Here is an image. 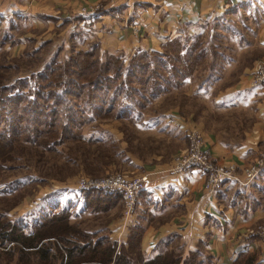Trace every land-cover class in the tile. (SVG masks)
Instances as JSON below:
<instances>
[{"label": "crops", "instance_id": "obj_1", "mask_svg": "<svg viewBox=\"0 0 264 264\" xmlns=\"http://www.w3.org/2000/svg\"><path fill=\"white\" fill-rule=\"evenodd\" d=\"M97 3L98 0H0L1 17L17 15L23 19L16 34L19 43L5 50H38L48 43L51 50L57 45L56 52L61 48L67 56L72 47L83 50L96 45L100 55L129 59L141 50L161 52L164 43L177 38L186 28L190 32L236 10L251 18L260 51L257 59L264 58V0H115L101 4L99 12H92ZM248 72L246 68L242 76L248 77ZM200 93L206 111L218 115L220 121L231 118L228 124L218 123L216 130L203 129L192 114H181L176 109L158 111L150 117L143 114L142 124L146 130L161 135L169 129L176 130V134H182L184 146L186 131L196 126L204 148L211 151L217 163L231 161L238 170L253 163L257 154L264 152V88H248L242 80L214 95ZM245 118L250 120L246 122ZM132 158L130 165L143 171L140 173L153 172L136 198L135 215L126 230L135 225L143 229L140 247L145 256L153 257L161 241L175 236V242L186 252H204L213 264H233L240 254L241 261L264 262V243L242 237L264 222V172L247 186L224 181L219 190H205V177L198 171L173 175L165 165L156 167L161 157L155 153L150 163ZM116 209L108 214H114ZM121 211L122 207L118 220L110 224L115 227L109 235L112 241L116 239ZM126 240L127 232L120 245Z\"/></svg>", "mask_w": 264, "mask_h": 264}, {"label": "trees", "instance_id": "obj_2", "mask_svg": "<svg viewBox=\"0 0 264 264\" xmlns=\"http://www.w3.org/2000/svg\"><path fill=\"white\" fill-rule=\"evenodd\" d=\"M235 11L230 10L216 19L213 27L224 32L225 17ZM22 20L17 15L0 16V49L19 43L16 34ZM202 36L189 37L183 32L164 43L161 52L141 50L129 59L100 55L96 45L87 51L72 49L62 58L59 48L61 50H57L41 71L14 82L9 75L12 67L0 66V153L19 140L49 148L68 141H81L84 127L96 120L140 122L146 108L158 98L180 89L188 80L198 81L199 91L206 88L219 80L229 60L216 50L219 49L213 44L216 37L205 42ZM3 161L5 158H0V163ZM80 194L83 206L78 215L86 212L101 215L122 205L121 195L116 192L102 190ZM58 196L55 191L44 197L37 214H29L26 219L10 221L0 216V254L6 250L17 252L19 246L28 252H37L42 240L41 230L71 228L73 212L69 207L60 206ZM105 231L99 235L98 231L89 234L78 230L74 238L62 236L59 248L49 240L52 244L44 252V263L213 264L212 258L204 252H186L175 242V236L161 241L157 254L148 258L140 247L143 235L140 226L131 227L126 245L120 246L110 241ZM45 240L44 244L48 242ZM48 253L53 254L47 258ZM242 256L240 254L233 264H264L241 261Z\"/></svg>", "mask_w": 264, "mask_h": 264}, {"label": "rangeland", "instance_id": "obj_3", "mask_svg": "<svg viewBox=\"0 0 264 264\" xmlns=\"http://www.w3.org/2000/svg\"><path fill=\"white\" fill-rule=\"evenodd\" d=\"M105 2L107 1L98 0L97 4L101 6ZM225 18L223 21L224 32L222 29L213 27L216 20L205 23L202 27L193 28L190 32L187 31V28L184 31V34L187 33L189 37L202 34V39L205 42L216 37V40H213L214 46L219 48L216 50L229 60L224 65L219 80L200 91L198 90V81L188 80L180 89L158 98L154 102L156 104L160 101L157 103L158 105L154 107L153 103L145 109L144 114L148 113L147 116L150 117L158 111L165 112L176 109L181 114H192L196 124L201 125L203 129L210 128L212 130L218 123L228 124L231 118L220 121L216 117L218 115H210L206 111L204 102L199 97L201 96L200 92L206 93L205 95H214L217 91L240 83L242 80H245L246 85L249 78L246 75V77L242 76V72L246 68L251 72L254 64L259 60L263 61L264 58L257 59L260 57V51L256 46V33L253 31L254 25L251 18L243 12L235 13L232 16L229 14ZM209 43L207 44L209 45ZM56 46H52V50L49 46H42L38 50L29 48L16 53L7 52L5 47L0 49V66L12 67L9 75H11V81L14 82L19 77L41 71L55 55ZM72 49L76 50L74 47L69 50ZM91 49L92 47L83 48L82 51ZM61 56L62 58L67 57L64 53ZM196 79H199V76ZM244 120L247 122L250 119L245 118ZM142 122L141 120L132 124L115 119L96 120L91 125L84 127L83 140L81 141H68L64 145L50 146L49 148L26 144L19 140L3 151V153L6 152L5 155L0 153V158H5V161L0 163V216L10 221L26 219L25 217L29 214H37L44 197L55 191L59 193L60 206L69 207L73 212L70 221V225H73L71 228L65 230L62 226L59 229L56 227L48 231L41 230L42 240L37 245L40 247L37 252H28L20 246L14 253L6 250L0 254V264H56L55 262L44 263L45 250L52 243L59 248L62 246L60 242L62 236L74 238L78 235V230L89 234L98 231L99 235L106 230L105 233L107 232L109 238L112 229L115 228L110 224L118 220L116 218L119 216L122 205H116L110 209L111 211L117 208L114 214L112 212L111 214L104 213L93 216L86 212L78 215L83 206L80 192L73 187L78 180L81 178L101 180L115 175L138 178L149 174L151 177L153 172L140 173L143 171H140L135 165H130L131 158L133 157L134 161L142 158L150 163V156L155 153L161 157L156 167L165 165V169L169 170L175 157L186 152L187 144L184 146L182 134H176V130L169 129L161 135L162 133L157 131L146 130V126L144 127ZM192 129L200 134V130L196 129V126H193ZM214 161L219 166L234 164L231 161H226L223 164L217 163L215 159ZM56 187L57 189H55ZM109 226L111 227L110 231ZM256 228H260L262 231L264 222L247 230L242 236ZM126 232L128 237L129 231ZM44 238L45 241H48L45 243L47 245L44 244ZM109 240L112 241V239ZM114 243L117 245L116 242ZM48 254L47 258L53 253Z\"/></svg>", "mask_w": 264, "mask_h": 264}, {"label": "built area", "instance_id": "obj_4", "mask_svg": "<svg viewBox=\"0 0 264 264\" xmlns=\"http://www.w3.org/2000/svg\"><path fill=\"white\" fill-rule=\"evenodd\" d=\"M114 3L115 0H106ZM101 8L95 5L92 12H97ZM82 13H86L83 9ZM248 88H264V60L257 61L251 72L248 74ZM186 152L176 156L172 166L168 170L173 175H183L189 171H198L205 177L204 189L217 190L224 181H232L240 186H247L252 183L264 171V152H259L253 163L238 170L235 164L219 166L212 158L211 151L204 148L201 135L194 129H189L185 133ZM150 175L144 174L138 178L126 177L124 175L110 176L101 180H91L81 178L74 187L76 191H112L119 193L122 198V216L118 224V230L114 233V242L120 245L124 233L131 225V220L135 215L136 196L142 191L149 181ZM57 189V187L55 188ZM247 240H257L264 243V229L250 230L242 236Z\"/></svg>", "mask_w": 264, "mask_h": 264}]
</instances>
